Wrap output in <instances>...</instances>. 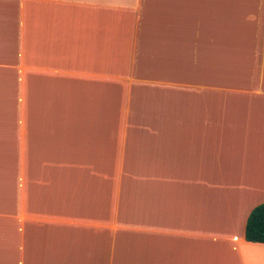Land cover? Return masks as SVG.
I'll return each mask as SVG.
<instances>
[{"label": "crops", "instance_id": "0c3cea01", "mask_svg": "<svg viewBox=\"0 0 264 264\" xmlns=\"http://www.w3.org/2000/svg\"><path fill=\"white\" fill-rule=\"evenodd\" d=\"M264 0H0V264H264Z\"/></svg>", "mask_w": 264, "mask_h": 264}, {"label": "trees", "instance_id": "16d2710c", "mask_svg": "<svg viewBox=\"0 0 264 264\" xmlns=\"http://www.w3.org/2000/svg\"><path fill=\"white\" fill-rule=\"evenodd\" d=\"M244 237L250 242L264 243V202L256 205L249 213Z\"/></svg>", "mask_w": 264, "mask_h": 264}]
</instances>
